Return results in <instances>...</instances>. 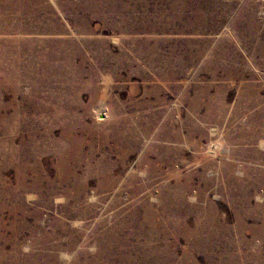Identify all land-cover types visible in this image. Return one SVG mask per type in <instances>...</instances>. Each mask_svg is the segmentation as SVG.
Returning a JSON list of instances; mask_svg holds the SVG:
<instances>
[{"label": "rangeland", "instance_id": "374dc122", "mask_svg": "<svg viewBox=\"0 0 264 264\" xmlns=\"http://www.w3.org/2000/svg\"><path fill=\"white\" fill-rule=\"evenodd\" d=\"M0 264H264V0H0Z\"/></svg>", "mask_w": 264, "mask_h": 264}]
</instances>
